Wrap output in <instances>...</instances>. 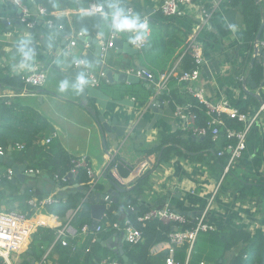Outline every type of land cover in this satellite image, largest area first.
I'll return each instance as SVG.
<instances>
[{
  "label": "crops",
  "instance_id": "crops-1",
  "mask_svg": "<svg viewBox=\"0 0 264 264\" xmlns=\"http://www.w3.org/2000/svg\"><path fill=\"white\" fill-rule=\"evenodd\" d=\"M23 1L30 9L35 6V0ZM126 1L141 17L149 15L151 36L158 33L169 40V37L173 35L181 41L187 40L194 34L201 42L207 59L196 81L184 82L176 78L169 83L167 90L157 95L165 101L163 114L159 115L149 108V102L153 97L151 89L156 87L145 80L132 83H110L106 78L99 87L90 86L85 69L98 73L101 68L95 58L96 44L84 41L78 35L82 31H76L73 26L70 36L67 37L58 28L48 27L39 18H37L39 20L36 28L30 29L19 20L20 14L14 0H0V124L11 122L17 130L23 131L26 129L25 123L42 119L43 128L39 132L41 139L38 144L45 146L55 141L59 142L70 156L71 162L74 158L85 156L95 171L102 175L99 183L102 184L99 189L101 192L110 188L104 178L107 172L104 170L113 162L119 164L118 174L124 178L127 190L133 188L137 179L148 174L144 193L138 196L135 191L133 192L134 197L138 198L136 206L139 204L149 209L156 206H168L178 212H190V215L186 216L192 220H197L207 210V218L215 226L248 229L255 236H260L264 232L260 217L263 197L258 193L260 186L264 189V110L247 134L246 149L242 156L232 165L230 176L224 177L219 186L223 174L217 176L212 171L211 166L214 165L215 160L211 157L212 150L200 146L198 136L185 128V123L175 115V107L166 97L173 90L183 95H194V92L200 91L213 102L225 99L232 106H238L250 112L262 106L256 94L260 93L264 97V84L260 86L261 82L264 83V77L256 81L259 84L257 88H253L251 83L244 85L239 78L242 75L247 78L248 72L254 65L251 63L253 42L245 40L248 25L240 8L241 3L237 5L225 3L217 13L211 16L204 14L193 5H184L182 6L183 14L165 18L159 10L162 0ZM91 3L98 2L96 0H55L56 9L53 15L65 17L72 25L74 21L72 16L88 13L87 8ZM255 3L261 5V12L264 14V0H261V3ZM209 7L208 4L207 8ZM33 16L36 17L34 12ZM5 20L10 21L5 23ZM109 24L110 28L99 32L93 38L98 39L101 44L115 34L120 40L131 44L132 32L117 33L112 30L110 22ZM230 24L236 26L234 31L229 28ZM167 32L169 35H165ZM261 36L264 40V28ZM185 46L186 41L178 48L166 47L169 54L165 53L158 59L157 63L153 64L154 67L158 68L157 70L166 68L162 71L171 69L177 64ZM142 55V52L128 54L113 47L108 50L104 62L111 67L120 65L125 72L138 68V65L151 70L150 65L142 60ZM261 58L263 57L257 56L256 61ZM81 59L86 61V65L82 67L83 71L76 66V62ZM182 64L179 65L180 71L184 70ZM34 65L48 70L49 77L45 86L24 89V86L18 88L3 82L5 78L16 76L21 78L22 74L28 72ZM80 76H84L87 83L78 93L72 86L77 83ZM61 81H67L69 85L64 92L59 90ZM248 90L254 94H250ZM3 105L12 108L13 112L9 111L12 117L6 113L3 114L5 112ZM87 106H90L98 116H104L106 120H116L117 128L125 132L124 136L117 138L118 147L115 146L109 133L102 131L97 119L89 112ZM178 130L185 132L183 138L190 143H173L175 148L169 154L170 159L160 160L164 149L172 145L167 143L161 146L163 135ZM49 137L54 138L51 143L46 144L45 140ZM10 142L9 146L12 144ZM220 146L217 147L218 150L221 149ZM154 149L156 151H153ZM179 150L183 154L179 153ZM12 157L14 159L13 155ZM148 158L151 162L147 161ZM144 165L147 169L143 175L137 176ZM0 168L3 169L4 165L0 164ZM47 177L55 179L54 176L42 173L37 178L27 176L24 183L20 181L13 183L18 184L21 191L23 185H26L27 187L36 186L43 196L55 194L56 191H51L53 184ZM38 183L42 184L41 188L37 186ZM245 183L250 189L243 197L239 186ZM75 184V181H70L62 187L73 188ZM48 189L51 192H48ZM125 194L120 193L119 200H127L128 195ZM71 195L66 199H69ZM22 203L19 199L12 202L18 209L21 208ZM9 204H3L1 209L6 210ZM47 211V207L42 208L40 213ZM90 212L93 219L91 208ZM50 216L55 218L56 225L64 221L63 217L53 214ZM116 231L109 228L103 232L79 234L71 240L72 243L76 241L77 248L73 250L71 245L72 254L69 258L75 253L79 257L77 260L79 264H88L85 261L90 252V259L93 262L98 260V257H102L101 263L107 258L117 259L114 255L117 254L115 250L118 248V242L115 240ZM204 236L199 239L201 249L197 250L193 259L194 264H213V261L208 259L220 255L219 250L211 245L207 236ZM32 240L33 235L27 250L13 255V264L38 263L47 246L42 247L43 252L40 249L35 253L30 249ZM126 243L123 244V248ZM36 247L38 248V245ZM167 247L168 240H164L151 248L150 254L155 264H166L161 254L167 250ZM237 250L227 252L226 260L229 261ZM54 251L55 248L51 251L50 260L58 264L60 256ZM190 257L191 252L185 264H189Z\"/></svg>",
  "mask_w": 264,
  "mask_h": 264
},
{
  "label": "trees",
  "instance_id": "trees-1",
  "mask_svg": "<svg viewBox=\"0 0 264 264\" xmlns=\"http://www.w3.org/2000/svg\"><path fill=\"white\" fill-rule=\"evenodd\" d=\"M98 3H102L107 10L108 4L119 3L120 6L124 7L126 10L129 7L128 2L126 0H96ZM38 2L42 3L48 9L50 18L54 21L55 27L58 28L64 36L69 37L73 26L76 31H84L85 35L90 37H95L96 34L105 30L109 27L110 19H105L104 15L99 13H81L77 15H73L74 18L73 24H69L65 17H57L53 15V11H55V0H39ZM230 4H238L241 3V11L245 18V22L248 25V30L245 33L246 42H253L256 39L257 32L259 31L262 22L264 21V14L261 12V5L255 3V0H229ZM176 31V30H175ZM165 35H169L167 32ZM176 37V36H175ZM173 35L169 37V40H166L164 36L156 33L148 38L147 46L141 51L142 52V60L147 62L150 65L151 71L154 73L162 72V70L166 69L162 67L157 70L153 64L157 63V60L163 57L165 53L169 54V51L166 50V47L173 48L174 46L178 48L182 43L186 40L178 41ZM263 36H261V39ZM171 53V52H170ZM257 59V57H256ZM110 63L111 60H109ZM182 65L184 70L191 69L194 67L193 60L190 55L183 58ZM168 70V69H167ZM264 77V60H257L250 72H248L247 78L249 83L258 82L260 78ZM176 78H173L170 82L175 81ZM105 81V79L103 80ZM3 82H6L8 85L17 86L18 88L24 86V82L20 77L13 78H5ZM242 82V81H241ZM256 82V83H257ZM166 97L171 102V104L176 108L177 105L181 106H189V109L196 113L197 120L196 124L199 127L207 126L208 121L210 120V116L207 114L205 107L199 102L198 98L192 94L183 95L177 90H173L170 94H167ZM4 113L7 115L10 112H13L12 108H9L7 105H3ZM10 109V110H9ZM223 119L225 121V126L222 127V130L217 139H213L211 134H207L206 136L197 135L199 142L201 143V147L204 149H211L214 158V165L211 166L212 171L217 175L221 176L224 173L225 167L228 165V162L231 157V153L228 151L229 145H236L237 139L235 137H229L226 129L231 128L236 131H240L243 129V123L238 120L232 119L223 115ZM26 122V121H25ZM26 124V129L23 131L17 130L11 122H7V124H0V146L4 148H8L9 142L12 144L16 143H24L26 145L24 150L18 151L14 150L12 155L14 159L21 164L26 163L28 167H32L35 169H41L43 173H47L51 176L56 174L63 176L70 170L71 166V158L68 156L65 149L60 145L59 142H53L52 144L41 146L38 143L40 142L39 132L43 128V120L39 119L38 121H31ZM192 133V131H189ZM194 133V132H193ZM185 132L182 130H178L176 132L170 134H164L161 146L172 143V145L162 152L160 156V160H168L170 159V152L175 148L173 143H190L187 139L183 138ZM13 140V141H12ZM221 149L218 150V146ZM162 148V147H161ZM153 151H156L154 149ZM220 151H224L223 154H219ZM151 153V152H150ZM179 153H182L179 150ZM183 154V153H182ZM4 165V164H3ZM7 165H4L6 167ZM231 173V168L228 173L224 175L225 178L229 177ZM233 175V174H232ZM71 180L69 179V182ZM89 178L87 176L86 170H81L79 176L76 178L75 182L79 184H83L85 187H88ZM136 184L132 189L126 191V196L128 195V199L119 202L118 204H112L111 208L108 210L107 215L102 219L100 225L103 227V231L106 229H112L114 223L124 224L126 219H129L132 224L138 227L143 235L142 240L137 244L126 243L124 245L125 254L129 257L131 264H155L153 261V257L150 254L151 248L158 242L168 240L169 233L172 231L173 225L167 224L158 219H154L148 221L145 225L137 220L139 216L144 214L149 208H145L144 206H140L138 204L137 208L134 209L133 212H128L126 209L129 207H135L137 197H134L133 192L135 191L138 196L144 193L145 185L148 183V174L143 175L141 178L136 180ZM68 182H62L61 186L67 185ZM102 184H99L97 187L100 189ZM31 187H27L24 192L21 191L18 184L13 183L11 180L6 178H0V211L1 207L5 203H10L8 208L5 211L10 210H20L22 212L28 213L29 217L34 215V210H31L30 205L28 204V199L31 197L30 189ZM241 188V195L244 197L249 192V187L246 185L239 186ZM10 190V192L8 191ZM39 196H43L41 190L37 189ZM258 193L263 197V204H261V223L264 226V189L262 186L258 188ZM84 195L80 191H76L72 193L69 199L62 200L60 203L52 204L47 207V213L53 214L56 216H60L66 218L67 212L71 208H76L81 205L80 210L74 216L72 220V224L77 228L78 231L81 230L82 226L88 224L91 227L92 224V216L90 212V204L82 203ZM15 199H19L22 203L20 205V209L16 208L12 202ZM247 199V198H242ZM7 206V205H6ZM158 207V206H156ZM188 218V217H187ZM51 218H48L47 215H38L35 218L36 222H44L46 223ZM108 223V225L106 224ZM196 225V220H192L188 218V223L185 225V228H193ZM92 230V228H91ZM102 231V232H103ZM56 230L53 228L40 226L37 231L33 234V240L30 244V249L33 252H37L40 250L43 252V246H49L55 240ZM207 236L211 245L217 250H219L220 255L216 258H210L208 260L213 261V264H264V232L260 236H255L248 229H237L234 227H219L215 226L213 230L201 231L197 237V240L194 243L191 251L189 248V244H184L182 246H176L174 251V258L179 264H185L189 252H191V257L189 260V264H194L193 259L197 254V250H200L201 243L199 244V239L201 236ZM204 236V237H205ZM71 242V241H70ZM71 242V244H75ZM38 245V248L36 247ZM55 252H58L60 259H58V264H79L77 262L78 255L75 253L71 258H69L70 254H72L71 246H62L60 243H56ZM234 249H238L235 254L232 255L229 261L226 260L225 255L227 252L232 251ZM170 251L167 249L165 252L161 254V258L166 262ZM89 255V256H88ZM86 256V263L88 264H98L101 263V258L98 257V260L93 262L90 258V252H88ZM115 257L123 262L122 256L117 253L114 254ZM65 257V258H64ZM63 258V259H61ZM66 260L68 261L66 263ZM0 264H6L0 259Z\"/></svg>",
  "mask_w": 264,
  "mask_h": 264
},
{
  "label": "built area",
  "instance_id": "built-area-1",
  "mask_svg": "<svg viewBox=\"0 0 264 264\" xmlns=\"http://www.w3.org/2000/svg\"><path fill=\"white\" fill-rule=\"evenodd\" d=\"M38 1L39 0H35V6L38 12L35 17L33 16L32 9H30V7L23 0H14L17 8L21 10L19 20L28 28L33 29L38 25V20L40 19L39 16H42L44 19L40 20L45 22L48 27L54 28L55 23L50 18L48 9ZM227 2H229V0H162L159 6V10L165 18H172L183 14L182 6L193 5L204 14L211 16L212 14L217 13ZM115 4L120 6L119 3ZM208 4L210 5L209 8H207ZM127 10L135 13L134 8L131 6H129ZM87 12L99 13L102 15L110 13L105 8V6L100 3H91L87 8ZM141 18H146L150 24L149 15H144ZM78 35L81 36L83 35V33L79 32ZM134 36L135 33L132 32L131 45L141 52L147 46L148 38L142 41L133 42ZM115 37V34H112L107 41L101 43L102 51L100 58L103 61H105V58L107 57L108 50L114 47L113 40ZM72 44H74L73 41ZM252 45L253 47L261 46L264 48V40L260 39L258 42H256L255 39ZM188 55L191 56L194 67H192L191 69L180 71L179 65L180 63H182L183 58L187 57ZM205 63H207V59L204 54L201 42L198 41L196 35L192 34L187 38L185 50L181 54L177 64H175L171 69L158 72L156 74L150 69L132 68L127 70V73L135 75L140 80L149 82L151 85L155 86L159 92H162L168 89L169 83L173 78H177L178 80L184 82L196 81L200 77L202 66ZM85 65L86 61L84 59L78 60L76 62V66L84 67ZM85 72L88 76L90 86L93 87H99L102 81L107 78L105 72L102 69L98 73H95L91 69H85ZM48 77V70L38 65H34L28 72L22 74L21 78L24 82L23 88H41L47 83ZM244 77L245 76L242 75L239 78L242 81L244 80ZM194 93L199 102L205 107L207 114L210 116V120L208 121L207 126L199 127L196 124V113L190 110L189 106L177 105L175 108V115L185 123L186 129L191 130L197 135L206 136L207 134H211L213 136V139L215 140L218 138L222 127L225 126L223 115H226L229 118L238 120L239 122L243 123V129L240 131H236L231 128L226 129L228 136L235 137L237 139V143L235 146L229 145L227 147L231 153V157L228 165L225 167L223 176L219 181L220 186L223 182L224 175L229 172L232 165L236 162L237 159L242 156L244 150L246 149L247 134L258 120L260 113L264 110V104L256 111L250 112L238 106H232L228 100L224 99L213 102L207 99L200 91ZM53 138L54 137L47 138L45 140V143H51ZM10 146L12 147V151H21L26 147L24 143L11 144ZM8 151L9 147L4 148L3 146H0V154H6ZM223 153L224 151H220L219 154L221 155ZM144 163L145 162H143V164ZM145 165L142 167L141 171L143 170ZM118 166L119 164L111 162L106 167L104 172L107 171L112 173L119 179L121 183L126 184L124 182V178L121 177L120 174H118ZM83 169L86 170L87 176L89 178L88 188L92 189L94 187H97L100 183L102 175L95 171V169L93 168L91 163L88 162V159L85 156L74 158L71 162V167L68 173L63 176L56 174L55 179L60 183L69 182V175L72 174L75 181V178L79 176L80 171ZM140 172L138 173V175L140 174ZM42 173L43 172L41 169H35L32 167L29 168L28 165L25 170V174L28 176L34 174L41 175ZM14 176V170L12 169V167L6 166L3 169L0 168V178L12 180ZM54 193L55 194L39 196L36 186H33L30 189L31 197L28 199V204L30 205L31 210H34L33 212L35 216H38V214H44L40 213L42 208H46L49 205L60 203L62 201V198L57 196V192ZM106 199H109V197H107ZM80 208L81 205L76 208L69 209L66 218H64V221L59 225H56V222L54 221L55 218L52 216H48V218H51V220L53 221L52 223H44L40 221L35 222L34 215V217H29L28 213L22 212L20 210L0 211V259L6 264H13V255L15 253L19 254L27 250L30 238L34 234L36 228L40 226H46L56 230L55 240L52 245L46 247L44 255L40 258L37 264H54L50 260V254L56 243H60L62 246L72 245L73 250H75L77 248V245L71 244L70 241L79 236V234H88L93 232L88 224L83 225L80 231H78L77 228L72 224V220L80 210ZM154 219H158L167 224L170 223L173 225L172 231L169 233L167 249L170 251V254L166 259V264H179L174 258V251L176 246L189 244V248L191 251L201 231L213 230L215 228V225L207 218V210L204 211L199 218H197L196 225L193 228H185V225L188 223L187 216L173 210L168 206L150 208L148 211L137 218V220L143 223V225H145L148 221ZM113 228L117 231L120 230L124 232L125 242L127 243L137 244L142 240V231L134 224H132L129 219H126L124 224L117 222L114 223ZM95 231L102 232V225L99 224ZM103 263L123 264L122 262L113 258H107L103 261Z\"/></svg>",
  "mask_w": 264,
  "mask_h": 264
},
{
  "label": "water",
  "instance_id": "water-1",
  "mask_svg": "<svg viewBox=\"0 0 264 264\" xmlns=\"http://www.w3.org/2000/svg\"><path fill=\"white\" fill-rule=\"evenodd\" d=\"M255 2L261 3V0H255ZM36 9H37L36 6H34L32 8V11L34 12L35 15H37V13H38ZM18 11H19V14L21 15V10L18 9ZM39 18L41 20L44 19L42 16H39ZM9 21L10 20H5V23H8ZM263 28H264V22H262V25H261L258 33H257L256 42H258L261 39ZM82 33H83V35H81V38L84 41L93 42L96 44V48H97L96 57H95L96 62L98 64V66L105 72L107 79L110 83H125V82L132 83L134 81L140 80L135 75L128 74L127 72L123 71L121 69L120 65H116L114 67L108 66V64L100 58L102 47H101V44L99 43L98 39L84 35V31H82ZM113 46L118 48L122 52L124 51L128 54H137L138 52H140L139 50L134 48L130 43L122 41L117 37H115L113 40ZM257 56H261L264 58V48L263 47H261V46H259V47L254 46L253 47V56L251 58L252 64L255 63ZM138 68L148 69L142 65H138ZM79 69L81 71H83V68L80 66H79ZM242 83L244 85H247V83H249L248 78L244 77V80H242ZM263 84L264 83L261 82L260 86ZM251 85L253 86V88L259 87V84H257L256 82H252ZM248 91L250 94H254L252 91H250V90H248ZM151 92L153 93V97L151 98V100L149 102V108L153 109L155 113L161 115L164 112L165 101L162 97L161 98L157 97V95L160 93L157 89L152 88ZM256 96L259 98L261 104L263 105L264 104V97H262V95H260V93L258 95L256 94ZM87 109L97 119L102 131L109 133L111 139L115 143V146L118 147L119 142H118L117 138L124 136L125 132L117 128L116 120L109 121V120H106L104 118V116H102V115L98 116L97 113L90 106H87ZM12 153H13L12 147L9 146V151L6 154H0V164H4V165L12 167V169L14 170V175H15L14 178L11 180L12 182L20 181V182L24 183L26 177L28 176L25 174L27 164H21V163L15 162V160L12 157ZM147 161L151 162V160L149 158L147 159ZM146 169H147V166H145L143 168V170L140 172V174L138 176L143 175V173ZM31 176L34 178L38 177L35 174L31 175ZM104 178L107 180L108 184L110 185V188H108L104 192L99 191L98 187H94L91 189L88 187L81 186L77 183L75 184V187H73V188L69 187V188L64 189L61 186V183L57 182L56 179L49 177L48 180H50V182L53 184V188L51 191H53V192L56 191L58 194V197H60V198L66 199L70 194L76 192L77 190L80 191L84 195L82 203L85 202L87 204H90V208L92 210V215H93L91 228L93 231H95L97 226L100 224L101 220L103 219L104 215L106 214V212L111 208V205L113 203L118 204L119 202H121V200H119L120 193H125L126 191H128L126 188L127 184L121 183L119 181V179L117 177H115L112 173L106 172L104 175ZM137 178L138 177H136V179ZM69 179L71 180V182L74 181L72 174L69 175ZM37 186L39 188H41L42 184L38 183ZM26 187H27L26 185H23V188H22L23 192L26 189ZM60 188H61V190H60ZM107 197H109V199H106ZM122 201H124V200H122ZM136 208H137V206H135L133 208H128L126 210L131 213ZM180 213H182L184 215H190V212H188V211H184V212H180ZM115 240H116V242H118V248L115 250V252L119 253L122 256V258H123L122 263L123 264H131L129 257L125 254V250L123 248V244L125 243L124 232H122L120 230L116 231ZM98 264H105V263H98Z\"/></svg>",
  "mask_w": 264,
  "mask_h": 264
},
{
  "label": "clouds",
  "instance_id": "clouds-1",
  "mask_svg": "<svg viewBox=\"0 0 264 264\" xmlns=\"http://www.w3.org/2000/svg\"><path fill=\"white\" fill-rule=\"evenodd\" d=\"M107 7L110 9V13L105 14L104 18L108 19L110 16V23L113 31L117 33L124 31L135 33L133 42L142 41L151 36V26L146 18L142 19L139 14L128 11L124 7L116 4H108ZM229 28L234 31L236 26L230 24ZM85 83H87V81L84 76H80L78 77L77 83L72 87L79 93ZM68 87L67 81H61L59 84V90L61 92H64ZM62 200L64 199L62 198ZM44 214L47 216L51 215L47 212Z\"/></svg>",
  "mask_w": 264,
  "mask_h": 264
},
{
  "label": "rangeland",
  "instance_id": "rangeland-1",
  "mask_svg": "<svg viewBox=\"0 0 264 264\" xmlns=\"http://www.w3.org/2000/svg\"><path fill=\"white\" fill-rule=\"evenodd\" d=\"M48 181H50V180H48ZM34 185H35V184H34ZM48 192H51L50 189H48ZM38 215H39V214H38ZM34 216H35V215H34ZM34 216H33V217H34ZM36 217H37V216H35V218H36ZM200 243H201V242H199V244H200Z\"/></svg>",
  "mask_w": 264,
  "mask_h": 264
},
{
  "label": "bare ground",
  "instance_id": "bare-ground-1",
  "mask_svg": "<svg viewBox=\"0 0 264 264\" xmlns=\"http://www.w3.org/2000/svg\"><path fill=\"white\" fill-rule=\"evenodd\" d=\"M53 221L50 219V220H48L46 223H52Z\"/></svg>",
  "mask_w": 264,
  "mask_h": 264
}]
</instances>
